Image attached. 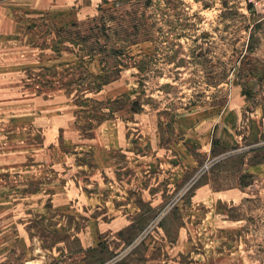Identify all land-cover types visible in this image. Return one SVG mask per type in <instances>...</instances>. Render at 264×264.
Returning a JSON list of instances; mask_svg holds the SVG:
<instances>
[{"label":"rangeland","instance_id":"374dc122","mask_svg":"<svg viewBox=\"0 0 264 264\" xmlns=\"http://www.w3.org/2000/svg\"><path fill=\"white\" fill-rule=\"evenodd\" d=\"M143 2L0 0V264H264V16L152 0L105 73Z\"/></svg>","mask_w":264,"mask_h":264},{"label":"trees","instance_id":"16d2710c","mask_svg":"<svg viewBox=\"0 0 264 264\" xmlns=\"http://www.w3.org/2000/svg\"><path fill=\"white\" fill-rule=\"evenodd\" d=\"M141 3L140 1L137 2ZM140 5V6H139ZM137 5V8L133 12V16L130 14H126L125 16L116 19L117 17L111 16L113 12L109 11H103L106 13V15H101L102 18V24L96 25L94 27L95 32L91 33L92 36L97 37V39L94 40V45H87V54L93 55V54H101L103 53V56L101 61L103 62V71L107 73L108 68L118 69V64L120 61L117 59V57L128 54V48L133 45L137 44L139 42H156L160 45L159 37H155L156 32V23H148V20L143 13V10H141V6L144 8H147L148 6L155 5L152 3V0H144L143 4ZM160 7V5H158ZM168 6V4H167ZM136 7V6H135ZM139 13V16L138 13ZM140 11V12H139ZM136 15V16H135ZM110 23H113L111 25ZM72 25H76L73 23ZM92 28H90V31H94ZM160 31V30H159ZM76 34V33H74ZM91 36V35H90ZM85 39L84 36H80V39ZM92 38V37H91ZM99 38L104 39V43H100ZM77 39L75 37H71L70 40ZM107 55V57H105ZM128 56V55H127ZM150 59L149 61H151ZM152 62V61H151ZM136 66L143 71L146 66V61L140 60ZM111 70V69H109ZM98 79L97 81H91L90 88L88 89H97L101 87L103 83L106 82L104 80L103 75L96 76ZM109 78V77H108ZM104 81V82H103ZM94 85L92 87V85ZM246 176H252L251 174H245ZM244 175V176H245Z\"/></svg>","mask_w":264,"mask_h":264},{"label":"built area","instance_id":"2783aa9c","mask_svg":"<svg viewBox=\"0 0 264 264\" xmlns=\"http://www.w3.org/2000/svg\"><path fill=\"white\" fill-rule=\"evenodd\" d=\"M254 6H256V9H260V12L263 14L264 16V0H250Z\"/></svg>","mask_w":264,"mask_h":264}]
</instances>
